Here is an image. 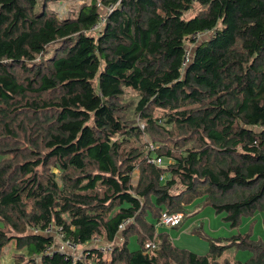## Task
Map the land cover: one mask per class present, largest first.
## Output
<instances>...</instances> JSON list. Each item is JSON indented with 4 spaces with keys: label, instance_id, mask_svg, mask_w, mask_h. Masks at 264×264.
Instances as JSON below:
<instances>
[{
    "label": "trees",
    "instance_id": "1",
    "mask_svg": "<svg viewBox=\"0 0 264 264\" xmlns=\"http://www.w3.org/2000/svg\"><path fill=\"white\" fill-rule=\"evenodd\" d=\"M207 208L248 230H157ZM258 213L264 0H0V264H264Z\"/></svg>",
    "mask_w": 264,
    "mask_h": 264
},
{
    "label": "rangeland",
    "instance_id": "2",
    "mask_svg": "<svg viewBox=\"0 0 264 264\" xmlns=\"http://www.w3.org/2000/svg\"><path fill=\"white\" fill-rule=\"evenodd\" d=\"M89 3L92 2V0H87ZM76 2L79 3V5H82L86 2V0H76ZM66 6H68V4H66ZM56 8H59L56 6V4H49L48 5V11H55L58 10ZM108 9H112L111 7H108ZM64 13L62 12L61 15H63ZM189 210L193 209L192 206L188 207ZM208 212H211V210L208 208L206 210L201 211L200 213L202 214H198L195 215L191 218H189L188 221L181 229V236L176 239V237H174V242H175V246L179 247V248H184L187 249L191 252H194L196 254L199 255H205L208 251V247H209V242L206 241L203 238H200L199 236H196L194 234H191L189 230V226H197L199 225V222H203V224L205 225V227L207 226L210 230V234H212V236H225V232L223 231L222 226L227 227L226 229H228V224L226 222L223 221V216H217L214 215L213 217H204L205 214H207ZM258 215L261 216V219L264 218V216L260 213H258L254 218L257 219L256 225L254 227V238H258L261 237L262 239H264V226L262 224V220L258 218ZM204 218V219H203ZM195 220H197V223L195 224ZM251 222V219H245L243 221V224L240 226V228L235 229L233 231H231L232 233H244L248 230L249 224ZM174 234V233H171ZM178 234H175L174 236H177ZM234 235V234H232ZM231 236V235H230ZM152 243H149L148 246H151ZM247 254V253H245ZM242 254V255H238V258H243L246 255ZM230 257L229 254H225L224 257ZM6 262H10V257L8 256L6 259Z\"/></svg>",
    "mask_w": 264,
    "mask_h": 264
},
{
    "label": "built area",
    "instance_id": "3",
    "mask_svg": "<svg viewBox=\"0 0 264 264\" xmlns=\"http://www.w3.org/2000/svg\"><path fill=\"white\" fill-rule=\"evenodd\" d=\"M111 10V9H109ZM95 28V27H94ZM194 37H200V34H196L194 35ZM190 56V51L186 52V56H185V62H187L188 58ZM154 163L161 165L162 161L160 159L153 161ZM182 218V214H167L164 213L160 219V221H158L157 226L158 228L160 227H165V228H173L176 225L179 224V222L181 221ZM127 223H124L121 227H124ZM37 231V230H35ZM46 234L48 235H54L55 237H62V235L60 234V229H56L54 226H50L46 231ZM152 247H154V245H152ZM102 252H109L111 251V246H103V248L100 249ZM51 250H47V253H50ZM60 252L63 253L64 255L67 256V260L71 261V262H75V261H81L84 258V254L81 253V250L79 248V244L76 243H65L64 245H61L60 247Z\"/></svg>",
    "mask_w": 264,
    "mask_h": 264
},
{
    "label": "crops",
    "instance_id": "4",
    "mask_svg": "<svg viewBox=\"0 0 264 264\" xmlns=\"http://www.w3.org/2000/svg\"><path fill=\"white\" fill-rule=\"evenodd\" d=\"M208 209V208H207ZM206 210V209H205ZM211 210V209H210ZM203 212H204V210H203ZM201 214V213H200ZM199 214V215H200ZM203 214V213H202ZM201 214V215H202ZM215 215V213L211 210V212H208L207 214H205L204 215V217H213L214 215ZM258 218H259V220L261 219V216H259L258 215ZM204 219V218H203ZM188 221H190V220H188ZM187 221V222H188ZM186 222V223H187ZM185 223V224H186ZM197 223V220H195V224ZM184 224V225H185ZM183 225V226H184ZM182 226V227H183ZM198 226H202L203 227V229L209 234V235H211L212 236V234H210L211 232H210V230H209V228L206 226L205 227V225L203 224V222H199V225ZM182 227L179 229V230H176V229H173V228H165V227H160V228H157V230L158 231H167L169 234H170V237H171V239L173 240V242H174V237H176V239H178L180 236H181V234H182V232H181V229H182ZM193 227H196V226H193ZM192 226H189V230L188 231H190L192 228H193ZM221 227H222V229H223V231L225 232V236H230V235H232V234H234V233H232L231 234V231H233L232 229H230L229 228V226H228V229H226L227 227H224V226H222L221 225ZM171 233H174V234H171ZM175 234H178L177 236H174ZM213 237H219V236H213ZM174 238V239H173ZM175 243V242H174ZM133 248H136V246L135 245H133ZM208 249V248H207Z\"/></svg>",
    "mask_w": 264,
    "mask_h": 264
}]
</instances>
